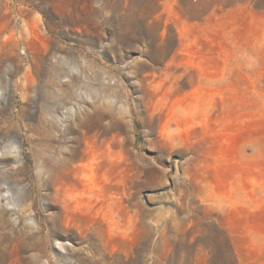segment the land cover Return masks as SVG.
Segmentation results:
<instances>
[{
    "label": "rangeland",
    "instance_id": "obj_1",
    "mask_svg": "<svg viewBox=\"0 0 264 264\" xmlns=\"http://www.w3.org/2000/svg\"><path fill=\"white\" fill-rule=\"evenodd\" d=\"M0 264H264V0H0Z\"/></svg>",
    "mask_w": 264,
    "mask_h": 264
},
{
    "label": "bare ground",
    "instance_id": "obj_2",
    "mask_svg": "<svg viewBox=\"0 0 264 264\" xmlns=\"http://www.w3.org/2000/svg\"><path fill=\"white\" fill-rule=\"evenodd\" d=\"M73 162H75L74 159L65 162H60L59 165L53 169L52 174L54 182H56L60 178L61 172H63L65 169H68L70 166H72V164H74ZM101 228L102 222L100 220H96L92 225V231L95 234H99L101 232Z\"/></svg>",
    "mask_w": 264,
    "mask_h": 264
}]
</instances>
